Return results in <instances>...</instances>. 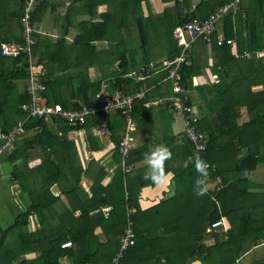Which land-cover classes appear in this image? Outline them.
<instances>
[{
    "label": "trees",
    "instance_id": "trees-1",
    "mask_svg": "<svg viewBox=\"0 0 264 264\" xmlns=\"http://www.w3.org/2000/svg\"><path fill=\"white\" fill-rule=\"evenodd\" d=\"M24 1L0 0V132L7 134L25 121L22 135L6 158L16 162L29 151L44 157L38 169L41 179H21L20 168L15 165L12 172L21 193L30 197V204L11 226L23 249L19 256H27L23 264H60L61 259L65 264H241L244 258V264H264V183L249 179L264 168V0L241 2L234 13L230 10L219 18L214 40L220 36L233 40L236 58L231 46H217L214 41L205 44L201 39L192 42L187 52L190 65H181V83L190 91L189 104L198 108L199 119L193 126L201 133L205 148L198 150L185 137L179 113L163 109L161 114H167L164 119L169 125L161 128L167 132L160 135L162 141L155 140V145L171 148L170 161H163L161 168L163 178L171 175V194L162 192L160 199L149 202L142 198L143 190L158 184L145 178V154L151 145L146 138L155 129L154 108L143 107L144 101H134L137 140L144 142L137 143L134 137L125 157L119 153L125 124L117 110L89 115L82 126L75 128L56 119H27L21 112L20 106L29 101L24 91L29 64L23 55L2 56L1 46L11 45V40L21 43L19 19ZM74 1L77 6L62 7L63 26L55 42L46 45L36 35L37 46L32 49L34 64L55 66V72L41 76L46 104L70 110H79L80 103L89 109L98 107L116 90L128 95L142 85L149 88L146 100L170 97L171 83L161 81L166 71L156 75L149 72V57L172 60L178 56L181 49L172 40L173 29L192 19H205L233 0H182V4L154 0L160 8L149 17L143 16L141 4L150 0ZM192 5L195 10L190 12ZM181 8L187 13H181ZM51 10L55 7L49 0H36L31 15L34 26ZM76 11L84 20L74 18ZM158 27L164 30L161 38L168 42H154L152 46L149 35L158 33ZM68 28L78 32L70 43L65 38ZM134 30L148 70L140 72L139 80L130 76L127 60V40L135 37ZM96 42H105L106 49L96 51ZM157 47L159 51L155 52ZM113 60H118V65L108 95L98 98L100 82L90 78L89 71L94 66H110ZM205 69L217 75L218 81L203 77L199 87H193L192 77L197 70ZM198 95L199 103L193 98ZM173 114L182 124L178 135L172 133ZM102 122L106 128L103 143L94 133L95 125ZM34 130L35 135L25 137V132ZM80 134L91 154L109 143L115 163L112 170L97 169V174H106L104 185L94 184L88 192L81 186L87 166L79 148ZM3 142L0 139V144ZM196 159L207 164L203 195L196 192L195 182L200 176L194 166ZM60 195L69 198L71 209L62 204ZM145 201L150 206H145ZM32 214L39 226L37 232L26 228ZM215 223L220 224L213 228ZM129 235L131 243L122 247ZM64 243L69 246L61 248Z\"/></svg>",
    "mask_w": 264,
    "mask_h": 264
},
{
    "label": "crops",
    "instance_id": "crops-1",
    "mask_svg": "<svg viewBox=\"0 0 264 264\" xmlns=\"http://www.w3.org/2000/svg\"><path fill=\"white\" fill-rule=\"evenodd\" d=\"M49 2L52 3V5L55 7V10H51L50 13L48 11H46V13L40 18V20L35 21V28L41 32L38 36H40V40H44L46 45H48L49 43L53 44L59 36V31L61 30V26H63L61 24L62 16H63L62 7L65 6L64 8H67L69 4H75V6H77V4L74 3L75 2L74 0H49ZM144 4L145 3H142V7H141L143 16L149 17V16H151L152 12L154 13V10L156 11L157 7L156 6H153V7L150 6L152 4H150L148 2H146L145 6H144ZM193 4H195V2H193ZM101 8H102L101 9V11H102V10H104L105 7L103 6ZM59 11L61 13L58 14L57 12H59ZM73 15L75 16L74 17L75 19L84 20V18H83L84 16L79 11H76ZM79 20H77V21H79ZM221 24H222V21H220V23L218 25V29H221ZM77 33L78 32H77L76 28H74V29L68 28V31L66 32V37H65L66 40L70 43ZM242 33L244 34L245 31ZM134 35H135V37L132 36V38L128 39L129 41L127 40V49H128L127 50V60H128V64H129V69H130L129 73L130 74L132 72L139 71L140 68L145 67V65H146L145 60L143 59L142 53L139 49L140 44H141V43L139 44V37L137 34H135V32H134ZM171 37H172V34H171ZM172 40H173V38H172ZM36 41H37V39H36ZM10 43L13 45L18 44L16 42H14L13 40H11ZM233 43H234V41H233ZM193 44L194 45L199 44V42H197V43L194 42ZM36 46H37V44H36ZM106 46L107 45L105 42H96L95 50L96 51H101V50L103 51L106 49ZM231 49H232L231 50L232 54L233 55L236 54L235 44L233 46H231ZM42 50L44 51V50H46V48L43 47ZM154 51L157 52L158 51L157 48H155ZM238 56H240V55H238ZM234 58H236V57H234ZM149 60H152V62L149 63L148 67H153L156 70L154 75H156L157 73H160L163 70L164 65L168 61H170L165 57H161V58L156 59V60H153L151 57H149ZM117 65H118V60H113V63L110 66H100V68L102 70L99 69L98 67L94 66L89 71L90 72L89 77L93 78L94 81L100 82L99 86L101 88V92L99 93V95H97V97L100 96L98 98H102L103 96L108 95L109 87L111 85L110 82L112 79V75L117 72ZM40 67L42 68L41 69L42 74L43 73L47 74L49 72H55V66L54 65H46V66L40 65ZM203 73L205 76H202ZM27 77H28V72H27ZM203 77L205 79L209 78L211 81H214V82L218 81L217 75L211 74L210 70H208V69H205L203 71L197 70L196 73L194 74V77H192V86L193 87H199L198 86L199 82ZM165 79H166V76L161 81H165ZM24 86H25V82H24ZM171 91H172V86H171ZM61 92L63 93V90H61ZM189 93H190V91H189ZM189 93H188V95H189ZM193 93L196 94V91H194ZM44 98H45V96H44ZM159 98H164V97H159ZM193 98L196 99V100H194V102L199 103V95L194 96ZM45 101L47 103L46 98H45ZM190 106L192 107V110L194 111V114H195L194 116L197 118V121H198V119H199L198 108L193 104ZM145 108H154L153 113H155L154 117L152 119L153 124H155V129H152L153 131H151L149 133L150 135H147V138H146L149 142H151L150 143L151 144L150 149H149V152H150L156 146L155 140L162 141L160 138V135L166 134L167 130L161 129V128L168 126L169 123H168L167 119H164V117H166L167 114L166 113L161 114V112L164 111L163 109H167L166 107L159 106V108H161V110H158V107H153V106L152 107H145ZM168 111H167V113H168ZM172 116L175 119V123L172 125V133H174L175 135L176 134L178 135L179 131L175 132L174 126H175L176 122L180 121V120L174 114ZM104 125L105 124H103V122L100 125L97 124V125H95L96 131L93 130L95 135L96 134L99 135V139L102 143H103L104 139L106 138L104 136L105 132H106V128ZM88 127H91V126H88ZM156 128H159V129H156ZM163 130H164V132H163ZM33 135H35V130L25 132V137H32ZM80 135L81 136H79V138H78V141L80 142L79 148H80V151H82L83 163L87 166V172H86V175L84 177V180L81 183V186L85 192H88L90 187L94 184L95 185L99 184L101 186L104 185V180L102 181V179H103V177H105L106 174L105 173L104 174H97L98 173V172H96L97 169L100 170V169H102V167H106V168H108L107 170L109 171V170H112L115 168V163L113 162V159H112L113 149L110 148L109 143L106 142L102 146V150L100 152H97L95 154H91L90 151L86 148L84 137H82V134H80ZM134 136L137 140V137L139 136V132L137 131V129H136ZM155 137H157V139H155ZM137 141H138L137 143H143L144 142V140L141 138H138ZM166 146L169 149V146L168 145H166ZM38 151H39V149H38ZM7 155H4L0 159V264H23L22 261L24 259H26L27 256L26 255H25V257L19 256V252H21L23 249L21 248V244L18 243L20 241L18 239L17 231L13 230V228H11V226L13 225L15 218L23 212L25 206H28L30 204V197L25 192L21 193L22 189H21V187H19V184L13 179L12 172H13V167L15 165V166H18L20 168L19 170H20L21 179H41V171H39L38 169L40 167L39 165H41L40 162L43 160L44 157L42 154H39V152L33 153V151H29L25 155V157H19V159L16 160V162H11L9 159L6 158ZM164 161L167 163L170 160L168 158ZM171 164H172V162L168 163V166L170 167ZM29 169H33V171H30ZM263 169L259 168L258 170L263 171ZM169 179H171V175L166 174V176L163 178L162 182L158 183L154 188H152V189L148 188V189L143 190L142 198H144L146 201L149 202L152 200L155 201V200L160 199L159 197H161L162 192H164L165 194H171V187L169 184ZM249 179H251L255 183L256 182L264 183V173H263V175L258 173V176H254V173H253L249 177ZM51 190H52L53 194L57 195L58 191L56 188L52 187ZM59 197H60L59 199L63 205L67 206L69 209L72 208L73 205L71 204L68 197H66L65 195H60ZM146 201L144 203L145 206H150V204L149 205L146 204L147 203ZM26 228L30 232H34V231L37 232L39 230L37 220L33 214L27 220ZM243 261H244V259L242 260L241 264L243 263ZM70 263L71 262H69L68 264H70ZM197 263L198 262H194V264H197ZM60 264H65V261L61 259Z\"/></svg>",
    "mask_w": 264,
    "mask_h": 264
},
{
    "label": "built area",
    "instance_id": "built-area-1",
    "mask_svg": "<svg viewBox=\"0 0 264 264\" xmlns=\"http://www.w3.org/2000/svg\"><path fill=\"white\" fill-rule=\"evenodd\" d=\"M182 4V0H177ZM242 3H247V0H233L227 5L220 6L216 12L211 13L205 19H192L186 21L183 25L177 26L172 31V38L176 42V45L181 49L178 56L168 61L163 70L166 71V79L171 83L172 96L164 98L147 99L146 94L149 88L146 85H142L136 91L128 95H122L120 91L116 90L110 99H104L100 102L98 107L88 108L83 103H80L81 108L79 110L63 109L60 105L54 104L48 106L44 98V92L46 90L45 84L41 82L42 68L39 65L34 64L32 49L36 45V35L41 32L35 28L34 21L31 19V15L36 7V0H25L23 6V14L19 19L21 28V43L17 45H2L1 55L5 57H17L23 55L29 64L28 77L25 81L24 91L29 97V101L20 106L21 112L27 119H56L64 122L68 127H80L84 124L85 119L89 115L96 114L98 112L107 113L109 111H119L124 120V136L120 142L119 153L121 157H125L128 153V143L134 140L136 125L132 117V105L134 101H144L143 107H168L171 110L179 113L182 116L185 125V137H187L198 150L205 148L201 133L194 128L197 118L194 116V111L189 104L188 93L189 91L181 83V65L184 63L187 66L190 65L187 52L190 51L192 42L196 39H201L205 44H211L213 41L217 46H233V40L218 37L214 40L216 32V26L219 22V18L227 15L231 10L234 13V9ZM195 10L194 5L191 6L190 12ZM182 13L186 14L187 9L183 8ZM237 55L235 54L234 57ZM147 68L142 67L139 69V73L132 72L130 76L135 80L141 79V73H148ZM149 72L155 73L156 70L153 67H149ZM24 122H19L16 128L9 131L7 134L0 132V139L4 140L0 144V159L6 155L14 146L16 140L20 138L23 133ZM220 223H215L212 227H218ZM123 242L122 247L130 244L129 238ZM69 246V243H64L61 248Z\"/></svg>",
    "mask_w": 264,
    "mask_h": 264
},
{
    "label": "clouds",
    "instance_id": "clouds-1",
    "mask_svg": "<svg viewBox=\"0 0 264 264\" xmlns=\"http://www.w3.org/2000/svg\"><path fill=\"white\" fill-rule=\"evenodd\" d=\"M171 153L166 145H156L150 152L145 154V161L147 163L145 178L151 180L153 183H160L163 180L161 175V168L163 161L170 157ZM194 166L198 173L199 178L196 180V192L198 195H203L206 191V177H207V164L201 159L194 161Z\"/></svg>",
    "mask_w": 264,
    "mask_h": 264
},
{
    "label": "rangeland",
    "instance_id": "rangeland-1",
    "mask_svg": "<svg viewBox=\"0 0 264 264\" xmlns=\"http://www.w3.org/2000/svg\"><path fill=\"white\" fill-rule=\"evenodd\" d=\"M143 3H145L146 4V2H143ZM148 3H150V4H152V5H150V6H156L157 8H156V11L154 10V13L152 12V14L151 15H154V14H156V13H158V9L160 8L159 7V5L154 1V0H150ZM145 4H144V6H145ZM148 5V6H149ZM141 7H142V4H141ZM102 8H100V10H101ZM58 14L59 13H61L60 11L59 12H57ZM62 13H63V10H62ZM181 13H182V8H181ZM168 23L166 22V25H167ZM134 29V28H133ZM130 30H131V27H130ZM158 33H151L150 32V41H149V44L150 45H152V46H154V42H161L162 44H166L168 41L165 39V40H163L161 37H163L164 36V30L163 29H161V27H158L157 28V30H156ZM133 32V34H134V32H135V34L137 33L136 32V30H134V31H132ZM162 32V33H161ZM140 42V41H139ZM140 44V43H139ZM157 49H158V51H159V47H157ZM10 112V109L8 110V113ZM24 120H25V116H24ZM24 120H21V121H24ZM25 122V121H24ZM181 128H182V124H181V122L180 121H177L176 122V124H175V126H174V131L176 132H178V131H180L181 130ZM261 174H262V171H261ZM263 175V174H262ZM254 176H258V174H257V170L254 172ZM35 187H37V186H35ZM34 186L32 187V189H34L35 188ZM37 190V189H36ZM36 190H34V191H36ZM146 204H150V203H146ZM261 250V249H260ZM244 260H246V258H244ZM241 263V262H240ZM192 264H194V263H192ZM197 264H200V263H197ZM242 264H244V262L242 263Z\"/></svg>",
    "mask_w": 264,
    "mask_h": 264
}]
</instances>
